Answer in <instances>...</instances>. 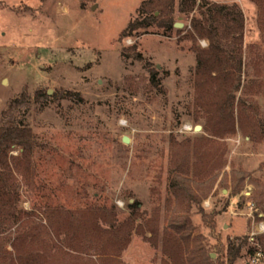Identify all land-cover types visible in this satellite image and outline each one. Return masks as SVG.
I'll use <instances>...</instances> for the list:
<instances>
[{
  "label": "rangeland",
  "instance_id": "rangeland-1",
  "mask_svg": "<svg viewBox=\"0 0 264 264\" xmlns=\"http://www.w3.org/2000/svg\"><path fill=\"white\" fill-rule=\"evenodd\" d=\"M141 1L0 0V118L12 98L25 95L18 117L31 125L38 141L30 161L22 164L25 173L17 171L20 207L31 214L0 234V240H7L0 246V264H9L10 235L31 233L27 237L34 235L38 252L43 239L53 243V234L42 228L43 209L86 204L115 210L119 219L142 213L136 223L157 215L158 228L153 233L147 226H134L120 254L82 252L73 260L76 264H204L203 255L213 259L207 258L209 264H264L263 253L251 255L245 248L235 261L227 255L228 236L249 235L255 244L264 233V138L250 139L238 122L234 132L222 137L207 129L206 112L196 102L193 46H206L207 39L194 40L188 32L198 9L176 11L184 24L171 35L155 26L124 35ZM214 1H236L244 12L236 96L260 122L264 40L257 5L253 0ZM133 43L142 57L126 54ZM237 111L236 103V116ZM201 137L223 142L224 164L213 171L214 180L187 213L191 233L179 262L163 248L165 230L183 235L169 226L166 204L174 200L170 169ZM239 168L249 175L235 189L231 170ZM134 198L140 202L136 210L130 206Z\"/></svg>",
  "mask_w": 264,
  "mask_h": 264
},
{
  "label": "trees",
  "instance_id": "trees-1",
  "mask_svg": "<svg viewBox=\"0 0 264 264\" xmlns=\"http://www.w3.org/2000/svg\"><path fill=\"white\" fill-rule=\"evenodd\" d=\"M253 1L257 5V22L264 40V0ZM196 9L198 13L191 15V29L188 32L194 40L207 39L206 46L193 44L197 60L194 79L196 102L206 112L207 129L211 134L222 137L228 132H234L238 122L244 135L252 140L263 139L264 119L259 122V119L244 110V102L236 96L241 86L244 37V12L239 3L214 0H142L123 34L139 35L149 32L155 26L164 34L171 35L174 22L177 21L176 11L191 14ZM124 50L126 54L134 52L142 57L136 43ZM258 55L263 57L260 51ZM153 72L152 80L155 82L156 71ZM23 102L25 95L12 98L0 118V234L7 225L10 229L12 225L26 221L31 214V211L20 207L18 172L25 173L26 169L22 164L30 161L38 141L31 125L21 122L18 117ZM236 103L239 113L237 116ZM188 148L180 153L179 160L174 161L175 164L170 169L173 178L170 189L174 202L168 200L166 204L170 211L169 226L182 230L183 235H171L170 230H165L163 235L164 250L179 262L183 255L182 244H189L191 233L187 213L193 202L201 200L199 195L206 192L214 180L213 171L223 167L225 152L223 142L211 137L198 138L193 141L192 150ZM14 149H18L17 155L12 153ZM192 153L197 154L198 160L191 161ZM247 175L249 174L242 168L231 170L235 189L240 187L238 184ZM195 186L196 193L193 190ZM183 200L186 203L179 205L178 202ZM139 203L134 198L130 206L136 210ZM42 213H45L46 219L42 228L53 234V243L43 239L38 252L33 248L34 235L27 237L31 233L10 235L9 246L12 248L9 247V264H69L78 259L76 255L79 253L89 251L101 255H116L126 246L134 226L138 229L147 226L153 233H157L158 228L157 215L155 219L146 217L136 223L142 213L133 211L127 217L119 219L117 211L89 204L70 210L53 206L43 209ZM248 237L249 235L228 236L227 255L230 261L243 255V248L251 255L264 254V233L257 236L255 244H251ZM6 242L1 239L0 246ZM203 257L204 264L213 260L210 256ZM76 263L73 261V264Z\"/></svg>",
  "mask_w": 264,
  "mask_h": 264
},
{
  "label": "water",
  "instance_id": "water-1",
  "mask_svg": "<svg viewBox=\"0 0 264 264\" xmlns=\"http://www.w3.org/2000/svg\"><path fill=\"white\" fill-rule=\"evenodd\" d=\"M183 24H184V23H183L182 21H175V22H174V25H175L176 27H181V26H183ZM201 127H202L201 124H196V125L194 126L195 130H200ZM123 140L128 142V141H129V137L124 136V137H123Z\"/></svg>",
  "mask_w": 264,
  "mask_h": 264
},
{
  "label": "built area",
  "instance_id": "built-area-1",
  "mask_svg": "<svg viewBox=\"0 0 264 264\" xmlns=\"http://www.w3.org/2000/svg\"><path fill=\"white\" fill-rule=\"evenodd\" d=\"M260 227H263V224L260 223Z\"/></svg>",
  "mask_w": 264,
  "mask_h": 264
}]
</instances>
